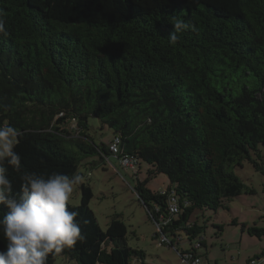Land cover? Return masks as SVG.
<instances>
[{"label": "trees", "instance_id": "1", "mask_svg": "<svg viewBox=\"0 0 264 264\" xmlns=\"http://www.w3.org/2000/svg\"><path fill=\"white\" fill-rule=\"evenodd\" d=\"M0 14V129L11 130L20 157L19 168L3 166L16 198L24 173L83 177L85 157L112 155L110 143L88 134L91 115L118 137L120 160L169 177L165 192L145 181L134 188L152 219H170L162 229L169 247L178 249L179 232L205 246L192 214L256 192L236 169L250 162L264 175V0H0ZM174 17L192 27L170 45ZM81 190L69 210L79 213L85 239L50 253L47 264L58 256L78 264L144 260L128 244L125 222L114 217L102 229L92 188L81 182ZM6 212L0 205V219ZM246 230L264 234L243 223ZM6 244L0 231V251Z\"/></svg>", "mask_w": 264, "mask_h": 264}, {"label": "rangeland", "instance_id": "2", "mask_svg": "<svg viewBox=\"0 0 264 264\" xmlns=\"http://www.w3.org/2000/svg\"><path fill=\"white\" fill-rule=\"evenodd\" d=\"M89 125L88 134L96 143L109 144L115 138L113 130L93 115L89 117ZM15 140L14 137L10 139L11 145ZM150 168L145 162L125 165L117 155H110L107 160L94 155L83 159L79 172L83 174L82 182L92 188L94 196L90 207L102 229L106 230L109 222L119 217L127 225L128 244L144 251V260L134 258L131 264H183L180 250L192 246L187 234L179 232L182 240H176V245L180 250L159 244L158 238L154 237L157 223L134 189L138 181H145L153 191H166L171 186L167 175H150ZM236 172L247 185L255 188V193L243 192L226 201L217 211L196 210L192 214L191 222H196L204 231L201 236H205L206 245L199 248L202 264H246L250 257L264 251V234L250 235L247 230L243 231V223L264 229V175L250 162H245ZM81 197L80 183L74 186L69 203L78 205ZM233 219L238 223L233 224ZM215 225H223V230ZM54 263L78 264L66 256L56 257Z\"/></svg>", "mask_w": 264, "mask_h": 264}, {"label": "clouds", "instance_id": "3", "mask_svg": "<svg viewBox=\"0 0 264 264\" xmlns=\"http://www.w3.org/2000/svg\"><path fill=\"white\" fill-rule=\"evenodd\" d=\"M5 23L0 14V34H6ZM172 24L170 45L177 42V33L192 27L180 17H174ZM11 135L10 129H0V138H4L0 142V205L7 209L0 219V231L7 241L6 249L0 251V264H47L50 253L59 254L85 239L77 220L79 213L69 210L74 186L83 177L53 172L45 178L34 172L24 173L16 198L3 166L7 160L19 168L20 157L12 150Z\"/></svg>", "mask_w": 264, "mask_h": 264}, {"label": "built area", "instance_id": "4", "mask_svg": "<svg viewBox=\"0 0 264 264\" xmlns=\"http://www.w3.org/2000/svg\"><path fill=\"white\" fill-rule=\"evenodd\" d=\"M110 151L112 155H117L120 152V145H119V139L118 137H115L110 142ZM121 161L128 166H134L132 160L128 156H124ZM165 192V191H163ZM169 212L171 215H176L179 212V206L176 202L175 197L172 196L169 204ZM171 221L170 219H164L161 218L160 220L156 221L158 229L157 231L160 233L158 236L159 243L162 245H168L171 244V239L169 236L162 231L165 225L169 224ZM203 238L194 240L195 243L192 244V246L186 250H182L181 252V258L183 264H202V258L197 253V248L201 246L200 242ZM181 238H178V241H181ZM177 241V242H178ZM193 241V242H194ZM261 260H264V257H261L260 260L257 261V259L251 260L250 264H258Z\"/></svg>", "mask_w": 264, "mask_h": 264}, {"label": "crops", "instance_id": "5", "mask_svg": "<svg viewBox=\"0 0 264 264\" xmlns=\"http://www.w3.org/2000/svg\"><path fill=\"white\" fill-rule=\"evenodd\" d=\"M154 237L156 238V235H154ZM242 239H243V238H242ZM159 244H160V243H159ZM262 252H264V251H261L260 253H258V255L262 254ZM258 255H256V256H258ZM254 257H255V256H254ZM254 257H250L246 264H249L250 259H251V258H254ZM263 262H264V260H263L262 262L260 261L258 264H262ZM236 264H237V263H236ZM238 264H239V263H238Z\"/></svg>", "mask_w": 264, "mask_h": 264}]
</instances>
